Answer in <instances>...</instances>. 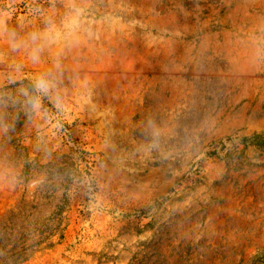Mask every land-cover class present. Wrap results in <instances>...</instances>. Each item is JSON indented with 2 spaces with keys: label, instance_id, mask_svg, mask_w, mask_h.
<instances>
[{
  "label": "rangeland",
  "instance_id": "rangeland-1",
  "mask_svg": "<svg viewBox=\"0 0 264 264\" xmlns=\"http://www.w3.org/2000/svg\"><path fill=\"white\" fill-rule=\"evenodd\" d=\"M264 0H0V264H264Z\"/></svg>",
  "mask_w": 264,
  "mask_h": 264
},
{
  "label": "trees",
  "instance_id": "trees-1",
  "mask_svg": "<svg viewBox=\"0 0 264 264\" xmlns=\"http://www.w3.org/2000/svg\"><path fill=\"white\" fill-rule=\"evenodd\" d=\"M251 144L257 148L264 149V134L254 133L251 138Z\"/></svg>",
  "mask_w": 264,
  "mask_h": 264
}]
</instances>
